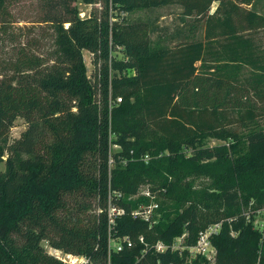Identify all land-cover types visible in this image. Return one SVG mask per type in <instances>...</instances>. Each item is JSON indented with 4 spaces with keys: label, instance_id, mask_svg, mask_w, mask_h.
I'll list each match as a JSON object with an SVG mask.
<instances>
[{
    "label": "trees",
    "instance_id": "16d2710c",
    "mask_svg": "<svg viewBox=\"0 0 264 264\" xmlns=\"http://www.w3.org/2000/svg\"><path fill=\"white\" fill-rule=\"evenodd\" d=\"M15 1L0 0L5 34ZM36 1L57 49L45 55L21 45L0 70V264H73L44 242L80 264H187L199 232L223 216L214 264H264V236L242 214L251 200L264 203V131L247 135V150L205 142L264 116L257 0H82L102 7L86 18L77 0ZM173 6L172 31L160 15L124 17ZM110 96L122 101L111 105ZM18 118L27 126L11 140ZM184 143L195 147L187 157ZM197 173L213 178L200 200L214 214L206 222L183 184ZM143 182L173 206L161 200L149 219L135 218L140 205H153L134 197ZM111 208L122 212L110 218ZM183 236L185 248L173 250ZM158 242L168 248L158 251Z\"/></svg>",
    "mask_w": 264,
    "mask_h": 264
},
{
    "label": "rangeland",
    "instance_id": "374dc122",
    "mask_svg": "<svg viewBox=\"0 0 264 264\" xmlns=\"http://www.w3.org/2000/svg\"><path fill=\"white\" fill-rule=\"evenodd\" d=\"M258 5L256 6L257 9L261 12H264V0H257ZM217 3L213 4V9L215 8ZM75 5L78 7L79 15L82 18H86L90 15L92 10L95 8H99L101 10L100 4H89L85 3L82 0H77ZM12 17L10 27L8 28V32L5 34L0 31V70L4 66V59L13 58L16 53L17 48L22 47L26 44H32L30 47L36 52H42L45 55H51L57 49L56 44V36L57 33L55 28L46 23H40L38 20L40 17V5L36 0H16L12 3L11 7ZM180 9L176 6L173 7H163L160 9H156L155 11H149L147 9H140L136 12L132 13L131 15L122 16L127 17L131 20H140L145 22L148 19H153L157 15L161 17L158 19V24L160 26H168L170 31L173 30L175 24L178 23V13ZM152 17V18H151ZM119 21L122 20V17L118 18ZM126 22V21H125ZM138 22V21H137ZM67 26V25H66ZM263 43H264V30L261 33ZM22 45V46H21ZM28 47V45H27ZM29 47V48H30ZM62 49L60 47V40H59V33H58V52H61ZM84 59L87 64L88 74L92 77V80H95V65L93 64V54L85 50L84 51ZM13 56V57H12ZM119 56H122V53H119ZM132 72L129 73L131 75ZM114 99L113 96L109 97L110 104ZM26 122L23 118H18L15 121L14 126L11 129L10 138L11 140L20 137L21 133L26 129ZM254 130H263L264 131V116L257 118L254 121L247 122V123H238L228 127L225 131H218L215 133L210 134L205 142L207 146L210 147H226L232 150L233 146H237L238 148H242V150L249 149L248 147V140L247 135L254 131ZM114 150H119L118 147L113 146ZM195 150L190 144L184 143L180 149V152L184 155L189 156L190 152ZM165 153L169 152L164 151ZM112 166L114 162H111ZM4 164H1V170H4ZM185 186L188 188V192H190L189 200H194L195 205L198 207L201 215L206 222L209 218H213L214 214L212 212L207 211L205 207V203L201 202V198L203 197V193L205 190L213 191V178L209 175L204 173H197L194 175H187L185 177L184 183ZM150 193V197L152 198V204H158L161 200H166L169 207L173 206L174 200H172L169 196L164 194V191L161 189L153 190L152 184L150 182H143L139 186L138 194L134 197L145 195ZM195 198V199H194ZM190 203L188 201L186 206ZM143 207V211L145 213H149L152 209L156 208L154 206L146 207L145 205H140L139 209ZM242 214L246 215L248 220H251L253 226L256 230H258L264 236V203L263 204H256L255 200H251V203L248 205H244L242 207ZM150 215V213H149ZM113 217H115L113 215ZM226 217H221V221H225ZM220 221V222H221ZM210 225V224H209ZM125 239H122V241ZM184 242L183 239H177L176 245L182 246V249L185 246L181 245ZM46 249L50 252L55 254L56 256L65 259L66 261L75 262V264H80L82 261L81 257H76L71 255L70 257L68 254L64 253L61 250H55L47 244V242L43 243ZM114 247L118 245H122L121 240H114L113 241ZM205 259V260H204ZM187 264H214L215 258L209 259L207 257L199 256L196 257L193 254L187 256Z\"/></svg>",
    "mask_w": 264,
    "mask_h": 264
},
{
    "label": "built area",
    "instance_id": "2783aa9c",
    "mask_svg": "<svg viewBox=\"0 0 264 264\" xmlns=\"http://www.w3.org/2000/svg\"><path fill=\"white\" fill-rule=\"evenodd\" d=\"M122 101V97L121 96H117L115 99L112 100L111 105L112 104H116V103H120ZM147 196H151L150 193H147ZM157 207L156 204L151 205V207ZM146 210L143 211V207L141 209H138L137 211L133 212V216L135 218L139 217V218H143V219H149V213L151 211H149V213H145ZM121 210H117V208H111V213H110V218H114L113 215L115 216L118 213H121ZM221 225H222V221L220 222H216L213 224L208 225L206 228L202 229L199 234H198V239L197 242L188 247L189 250V255L193 254L196 257L199 256H205L209 259H213L216 258V254H217V250L216 247L214 246L213 242H212V238L214 235L218 234L220 229H221ZM179 239H184V236L182 238ZM128 241V245L131 246L132 243L129 239H126ZM141 240L143 241V238H141ZM183 243V242H182ZM181 243V245H182ZM122 245H118L117 249L121 250L122 249ZM156 248L158 251H165L168 246L166 244H164L163 242H158L156 244ZM173 250L175 249H182V246H177L176 243H174L171 247ZM65 260V259H64ZM82 262L85 261V259L81 260ZM71 262V261H70ZM81 262V263H82ZM73 264H75V262H71ZM173 264V263H172Z\"/></svg>",
    "mask_w": 264,
    "mask_h": 264
},
{
    "label": "bare ground",
    "instance_id": "6f19581e",
    "mask_svg": "<svg viewBox=\"0 0 264 264\" xmlns=\"http://www.w3.org/2000/svg\"><path fill=\"white\" fill-rule=\"evenodd\" d=\"M70 257H72L71 255H69ZM74 262V261H73Z\"/></svg>",
    "mask_w": 264,
    "mask_h": 264
},
{
    "label": "crops",
    "instance_id": "0c3cea01",
    "mask_svg": "<svg viewBox=\"0 0 264 264\" xmlns=\"http://www.w3.org/2000/svg\"><path fill=\"white\" fill-rule=\"evenodd\" d=\"M214 9H215V8H214ZM214 9H213V10H214ZM213 10H212V11H213Z\"/></svg>",
    "mask_w": 264,
    "mask_h": 264
}]
</instances>
